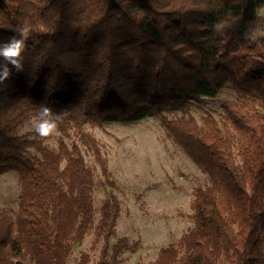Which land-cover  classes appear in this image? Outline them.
<instances>
[{
  "label": "trees",
  "instance_id": "obj_1",
  "mask_svg": "<svg viewBox=\"0 0 264 264\" xmlns=\"http://www.w3.org/2000/svg\"><path fill=\"white\" fill-rule=\"evenodd\" d=\"M264 0H0V42L31 29L24 71L0 86V173L20 184L14 218L0 207V264H70L92 227L104 240L94 264H119L135 244L113 246L120 200L105 201L95 225L94 169L71 132L111 173L87 124L157 117L208 175L191 201L194 227L150 264H264ZM223 21V31L214 25ZM221 99L218 119L187 112L194 100ZM41 104L53 109L57 148L21 134ZM242 162H237L235 149ZM77 264H92L84 252Z\"/></svg>",
  "mask_w": 264,
  "mask_h": 264
},
{
  "label": "rangeland",
  "instance_id": "obj_2",
  "mask_svg": "<svg viewBox=\"0 0 264 264\" xmlns=\"http://www.w3.org/2000/svg\"><path fill=\"white\" fill-rule=\"evenodd\" d=\"M259 14L264 16V7ZM257 31H264V23L258 25ZM223 98H238L231 84H226L216 98L201 97L191 103L187 112L172 113L169 117L193 114L200 120L206 112H212L220 119ZM85 129L98 139L113 182L110 184L106 180L93 149L81 144L78 136L71 132L66 141L70 145L79 143L86 161L94 169L95 225L103 203L116 196L121 209L110 245L124 237L131 245L137 243L119 256V264H150L163 247L177 242L194 227L191 201L196 187L208 184V175L168 135L157 117L148 116L130 124H87ZM20 133L29 134L31 139H40L50 148H57L61 135L57 129L56 134L42 139L33 130L31 121L24 125ZM235 153L237 162L241 163L237 148ZM19 196L18 174L13 170L0 173V207L7 209L14 218L19 210ZM95 238L96 229L92 227L84 240L73 247L69 263L77 264L82 254L89 252L94 264L104 245L103 239L95 244ZM25 264L34 263L27 260Z\"/></svg>",
  "mask_w": 264,
  "mask_h": 264
},
{
  "label": "clouds",
  "instance_id": "obj_3",
  "mask_svg": "<svg viewBox=\"0 0 264 264\" xmlns=\"http://www.w3.org/2000/svg\"><path fill=\"white\" fill-rule=\"evenodd\" d=\"M213 27L215 31L221 32L225 25L223 21H218ZM14 32L7 41L0 42V86L10 79L13 68L17 72L24 71L23 54L31 29L24 24L17 26ZM31 124L35 133L42 139L53 136L58 129L53 109L47 104H41L38 113L31 118Z\"/></svg>",
  "mask_w": 264,
  "mask_h": 264
}]
</instances>
